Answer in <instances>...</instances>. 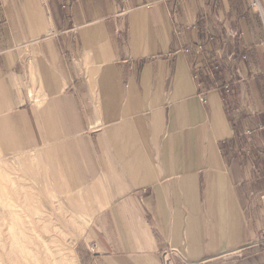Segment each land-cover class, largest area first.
<instances>
[{
	"label": "crops",
	"instance_id": "0c3cea01",
	"mask_svg": "<svg viewBox=\"0 0 264 264\" xmlns=\"http://www.w3.org/2000/svg\"><path fill=\"white\" fill-rule=\"evenodd\" d=\"M7 157L85 187L81 264H161L168 244L264 264V19L250 0H0Z\"/></svg>",
	"mask_w": 264,
	"mask_h": 264
},
{
	"label": "rangeland",
	"instance_id": "374dc122",
	"mask_svg": "<svg viewBox=\"0 0 264 264\" xmlns=\"http://www.w3.org/2000/svg\"><path fill=\"white\" fill-rule=\"evenodd\" d=\"M215 63L207 59L201 73L213 86L233 88L234 81H219ZM22 164L0 160V264H81L77 243L90 219L88 192L76 177H28Z\"/></svg>",
	"mask_w": 264,
	"mask_h": 264
},
{
	"label": "built area",
	"instance_id": "2783aa9c",
	"mask_svg": "<svg viewBox=\"0 0 264 264\" xmlns=\"http://www.w3.org/2000/svg\"><path fill=\"white\" fill-rule=\"evenodd\" d=\"M250 6L254 11L258 12L261 15V17L264 19V8L262 6L261 0H250ZM197 50L201 52L203 50V46L199 45ZM195 76L196 78L199 79V81H201L200 72H196ZM199 84L201 85L202 83L199 82ZM224 86L227 92L226 99L228 101L229 100L228 97L230 94H232L233 88L231 87L230 83H226ZM201 97L203 100H206V91L202 92ZM260 197L262 202V209L264 211V191L261 193ZM253 242H255V244L264 243V229L258 234L257 238ZM160 257H161V264H183L188 262L187 261L188 257L186 255L185 250L178 246H174L170 244L166 245L160 250Z\"/></svg>",
	"mask_w": 264,
	"mask_h": 264
}]
</instances>
